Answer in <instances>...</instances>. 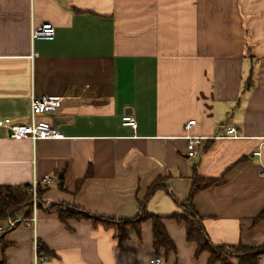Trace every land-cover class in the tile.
Masks as SVG:
<instances>
[{
  "label": "crops",
  "instance_id": "obj_1",
  "mask_svg": "<svg viewBox=\"0 0 264 264\" xmlns=\"http://www.w3.org/2000/svg\"><path fill=\"white\" fill-rule=\"evenodd\" d=\"M47 23L55 37L32 40ZM32 95L64 97L47 117L64 138L17 141L0 128V186L50 177L36 229L0 233V264H34L35 238L50 253L42 264H207L173 218L195 170L223 179L194 199L211 243L264 246V0H0V120L29 123ZM189 136L203 138L193 155ZM160 178L146 208L176 253L154 249L151 220L121 242L102 223L46 211L132 219Z\"/></svg>",
  "mask_w": 264,
  "mask_h": 264
},
{
  "label": "trees",
  "instance_id": "obj_2",
  "mask_svg": "<svg viewBox=\"0 0 264 264\" xmlns=\"http://www.w3.org/2000/svg\"><path fill=\"white\" fill-rule=\"evenodd\" d=\"M90 175V172H89ZM87 175V176H89ZM194 183L188 198L180 203L178 206L182 213L175 214L173 218L185 225L186 239L190 243L197 244L196 255L199 257L201 254L207 252L210 257L207 264H260V259L264 255V246L250 247L243 244L239 245H213L208 238L203 225V218L198 213L194 199L201 191L219 185L223 179H207L200 177L196 172L192 177ZM166 183L162 178L158 179L149 189L147 197L140 205L139 213L132 219H115L98 216L92 214L84 209L78 207H71L65 204H52L46 208L49 213L57 214L59 220L63 223L69 221H92L95 225L102 223L106 229H115L119 241L127 239L125 229L128 226L135 227L140 234V226L143 222L151 220L153 223V246L156 251L163 250L165 254L176 253L177 247L171 237L169 236L163 218L153 215L147 211V202L154 196V194L166 188ZM47 191L45 187H39V208H43L44 203L42 198ZM32 195L30 186H0V221L7 222L9 219L16 220L20 215L24 214L26 218L32 216ZM263 217L261 214L260 218ZM259 218V219H260ZM19 225H17L18 227ZM233 252L234 255H231ZM39 254L46 256L49 255L47 249L41 245Z\"/></svg>",
  "mask_w": 264,
  "mask_h": 264
},
{
  "label": "built area",
  "instance_id": "obj_3",
  "mask_svg": "<svg viewBox=\"0 0 264 264\" xmlns=\"http://www.w3.org/2000/svg\"><path fill=\"white\" fill-rule=\"evenodd\" d=\"M56 29L50 24H43L39 28H33L31 32L32 40L45 39L51 40L55 37ZM64 97L61 95H44L42 97L31 96L30 101V122L27 124L13 123L11 119L0 120V128L7 131L8 136L13 140L29 139L34 143L43 140H60L64 138V135L58 130V128L47 120V117L56 114L62 107ZM123 125L136 129L137 123L131 115L123 116ZM196 125V120L190 121L186 125V130H190L192 126ZM224 137L237 138V131L233 127L227 129V135ZM189 140L188 150L190 155L194 154L195 147L201 144L203 138L201 137H187ZM264 145V139L263 144ZM255 156H260L261 151L254 152ZM264 175V171L262 172ZM50 181L49 176H45L40 180L36 175L33 178L30 186V192L32 195V216L26 218L24 214L20 215L18 219L7 221L6 227L0 228V233H4L13 230L17 225H24L25 227H33L36 229L37 215L39 211V197L38 190L43 183ZM35 257L34 264H42L46 261L47 257L39 254L40 245L35 238ZM231 253V252H229ZM150 264H164L161 258H154L150 261Z\"/></svg>",
  "mask_w": 264,
  "mask_h": 264
},
{
  "label": "rangeland",
  "instance_id": "obj_4",
  "mask_svg": "<svg viewBox=\"0 0 264 264\" xmlns=\"http://www.w3.org/2000/svg\"><path fill=\"white\" fill-rule=\"evenodd\" d=\"M231 255H234V253H233V252H231Z\"/></svg>",
  "mask_w": 264,
  "mask_h": 264
}]
</instances>
